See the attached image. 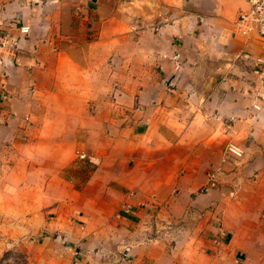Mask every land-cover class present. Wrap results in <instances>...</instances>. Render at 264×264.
<instances>
[{"label": "crops", "instance_id": "crops-1", "mask_svg": "<svg viewBox=\"0 0 264 264\" xmlns=\"http://www.w3.org/2000/svg\"><path fill=\"white\" fill-rule=\"evenodd\" d=\"M248 9L0 0V39L19 46L0 66V243L50 236L68 264H264V41L235 27Z\"/></svg>", "mask_w": 264, "mask_h": 264}, {"label": "rangeland", "instance_id": "rangeland-1", "mask_svg": "<svg viewBox=\"0 0 264 264\" xmlns=\"http://www.w3.org/2000/svg\"><path fill=\"white\" fill-rule=\"evenodd\" d=\"M225 149L226 146L224 154L228 156ZM77 156L80 161L84 162L79 171H91L97 165L86 153L77 152ZM54 239L49 236L31 243L25 241L0 243V264H68V258L63 256L62 251L57 248V244H60L59 240ZM244 245L248 246L249 243H244ZM77 260L82 262L83 259L73 261L77 262ZM83 261H86L84 264H107L105 258L99 257L97 252Z\"/></svg>", "mask_w": 264, "mask_h": 264}, {"label": "built area", "instance_id": "built-area-1", "mask_svg": "<svg viewBox=\"0 0 264 264\" xmlns=\"http://www.w3.org/2000/svg\"><path fill=\"white\" fill-rule=\"evenodd\" d=\"M249 9L239 14L235 27L242 37L255 35L264 41V0H247ZM19 49L17 41H9L6 37L0 39V66L5 63V54L8 50ZM258 66L264 67V58L257 60ZM226 154L235 159L244 156L243 147L230 142L226 145Z\"/></svg>", "mask_w": 264, "mask_h": 264}]
</instances>
